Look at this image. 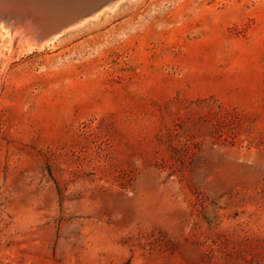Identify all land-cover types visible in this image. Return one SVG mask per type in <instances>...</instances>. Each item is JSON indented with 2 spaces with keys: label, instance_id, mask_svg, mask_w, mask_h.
<instances>
[{
  "label": "rangeland",
  "instance_id": "374dc122",
  "mask_svg": "<svg viewBox=\"0 0 264 264\" xmlns=\"http://www.w3.org/2000/svg\"><path fill=\"white\" fill-rule=\"evenodd\" d=\"M20 38L0 264H264V0H123Z\"/></svg>",
  "mask_w": 264,
  "mask_h": 264
},
{
  "label": "water",
  "instance_id": "95a60500",
  "mask_svg": "<svg viewBox=\"0 0 264 264\" xmlns=\"http://www.w3.org/2000/svg\"><path fill=\"white\" fill-rule=\"evenodd\" d=\"M118 0H0V17L12 21L32 20L39 24L29 42L41 44L50 37L88 18ZM13 25H16L13 23ZM28 36V35H27ZM49 38V37H48Z\"/></svg>",
  "mask_w": 264,
  "mask_h": 264
},
{
  "label": "bare ground",
  "instance_id": "6f19581e",
  "mask_svg": "<svg viewBox=\"0 0 264 264\" xmlns=\"http://www.w3.org/2000/svg\"><path fill=\"white\" fill-rule=\"evenodd\" d=\"M122 1L123 0H118L117 2H115L112 6H109V7H105L101 10H99L97 13H95L94 15H92V17H88L89 19H94V18H97L98 16L102 15L103 12H106V11H114L115 9L119 8L120 5L122 4ZM88 18H85L83 20H81L80 22L72 25V26H69L68 28L66 29H63L61 32L62 33H65L66 30L68 29H73V28H77L81 25H83L84 23H86V21H88ZM87 19V20H86ZM16 24V25H13ZM39 24L33 22L32 20H27V19H24V20H18V21H10L9 19H5V17H0V36L3 35V34H8V35H13V37L15 35H20L21 38L24 39V41H26L29 45V41L27 40L28 38L25 36L26 34H31L33 32L34 29H39L38 27ZM18 27V28H17ZM20 27V28H19ZM61 32H57L55 34H53L51 37L49 34H47L46 38L44 39L45 41L39 45V46H44L45 44H48V43H53V41L55 39H57L62 33ZM61 33V34H60ZM60 34V35H58ZM54 36V37H53ZM49 37V38H48ZM20 38V39H21ZM51 38V39H50ZM13 39V38H12ZM16 41V40H15ZM26 45V44H25ZM26 45V46H28ZM38 45V44H37ZM54 45V44H53ZM25 47V46H24ZM32 47V46H31ZM27 48V47H26ZM31 49V48H30Z\"/></svg>",
  "mask_w": 264,
  "mask_h": 264
}]
</instances>
